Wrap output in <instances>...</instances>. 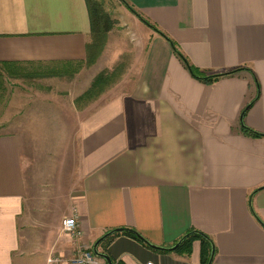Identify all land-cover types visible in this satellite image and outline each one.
Returning a JSON list of instances; mask_svg holds the SVG:
<instances>
[{"label":"crops","instance_id":"1","mask_svg":"<svg viewBox=\"0 0 264 264\" xmlns=\"http://www.w3.org/2000/svg\"><path fill=\"white\" fill-rule=\"evenodd\" d=\"M127 2L194 67L229 75L194 79L127 7L135 65L84 112L62 206L41 195L29 208L23 140L0 135V264H71L120 229L164 249L198 231L216 247L212 264H264V137L243 131L264 135V0ZM92 40L87 0H0V66L85 64ZM67 217L79 236L63 231ZM149 244L118 235L98 250L114 264H204L198 239L190 253Z\"/></svg>","mask_w":264,"mask_h":264},{"label":"rangeland","instance_id":"2","mask_svg":"<svg viewBox=\"0 0 264 264\" xmlns=\"http://www.w3.org/2000/svg\"><path fill=\"white\" fill-rule=\"evenodd\" d=\"M100 1L113 26L85 64L0 66V135L18 134L23 140L29 208L44 201H37L41 195L58 202L62 190L72 186L83 155L79 130L84 112L135 65L132 31L138 29L129 23L127 5Z\"/></svg>","mask_w":264,"mask_h":264},{"label":"trees","instance_id":"3","mask_svg":"<svg viewBox=\"0 0 264 264\" xmlns=\"http://www.w3.org/2000/svg\"><path fill=\"white\" fill-rule=\"evenodd\" d=\"M122 2H124L129 9H131L136 15H138V17L144 23H146L148 26H150L151 28L158 31L159 33H161L164 36V38L170 43L175 55H177V57L182 61L184 67L188 70V72L191 74V76L194 79L202 81L204 83H213V82L217 81L218 79H220L221 77L229 75V74H220V75H215V76H208L205 73H203L202 71H200L198 68L194 67L188 61V59L179 51L176 44L170 38H168V36L163 31H161L156 25H154L153 23H151L150 21H148L147 19L142 17L138 12H136L133 9V7L128 4L127 0H122ZM87 4H88V8H89L90 15H91L92 39H93L92 43L90 44V46L88 48H89V52L92 53V51H96L100 47V40L101 39L105 40L107 32L110 31L112 26H113V22H111V19L109 18L108 13L105 12V10L103 9V5H102V2L100 0H87ZM106 20L108 21L107 27L105 26ZM238 71L239 70H236V72H238ZM236 72H233V73H236ZM257 97H259V90H258ZM243 117H244V114H243ZM243 131L247 135H250V136H253L256 138L264 137V135L259 134L255 131L249 129L244 124H243ZM128 230L129 229L117 230V232H115L113 235L106 238L100 245H103L105 242L110 241L111 239H113L115 236H118V235H124V236L130 237V238H133L134 240L140 241L144 244H148L147 240H145L141 236V234H139L138 232H136L134 230H131V231L138 233L139 236H137L134 233L129 232ZM196 239H198L202 242L203 255L205 257L204 264H208V262L210 260L211 252L213 249L216 252V247H215L213 241L211 240V238L209 236L201 233V232H198V231L189 232L183 238L182 244L177 249H175L174 252L180 253V252L184 251L186 253H190L191 252V246L189 244L192 243V241L196 240ZM187 245H189V246L186 248L185 246H187ZM104 252L105 253H102V254L108 255V251L106 249L104 250ZM161 252H168V251H161ZM118 264H122V263L119 262Z\"/></svg>","mask_w":264,"mask_h":264},{"label":"built area","instance_id":"4","mask_svg":"<svg viewBox=\"0 0 264 264\" xmlns=\"http://www.w3.org/2000/svg\"><path fill=\"white\" fill-rule=\"evenodd\" d=\"M78 222L76 218L72 217L63 222V231L72 237L79 236L77 232ZM62 260H51L50 264H61ZM71 264H107L106 261L96 255L92 247H85L77 251L69 260ZM152 264V263H150Z\"/></svg>","mask_w":264,"mask_h":264},{"label":"water","instance_id":"5","mask_svg":"<svg viewBox=\"0 0 264 264\" xmlns=\"http://www.w3.org/2000/svg\"><path fill=\"white\" fill-rule=\"evenodd\" d=\"M128 231L131 232V233H134V234L137 235V236H139V234L136 233V232H134V231H131V230H128ZM115 232H117V230H114V231H112V232L106 234L104 237H102L101 239H99V240L95 243V245H94V251H95L96 255L99 256L100 258H102L103 260H105L107 264H114V263H113V261L111 260V258H110L108 255H105V254L100 253L98 249H99L100 244H101L106 238H108L109 236L113 235ZM182 242H183V239L180 240V242H178V244H176V246H174L173 248H170V249L158 248V247L152 246V245L149 244V243H148V244H149V246H151V247L154 248V249H157V250H160V251H168V252H171V251H174L175 249H177V248L182 244ZM214 256H215V251H214V249H213L212 252H211V258H210V261H209L208 264H212L213 259H214Z\"/></svg>","mask_w":264,"mask_h":264}]
</instances>
